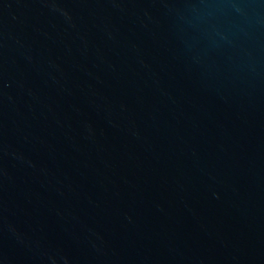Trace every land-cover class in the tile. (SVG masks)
I'll list each match as a JSON object with an SVG mask.
<instances>
[{"label": "water", "instance_id": "obj_1", "mask_svg": "<svg viewBox=\"0 0 264 264\" xmlns=\"http://www.w3.org/2000/svg\"><path fill=\"white\" fill-rule=\"evenodd\" d=\"M0 264H264V0H0Z\"/></svg>", "mask_w": 264, "mask_h": 264}]
</instances>
